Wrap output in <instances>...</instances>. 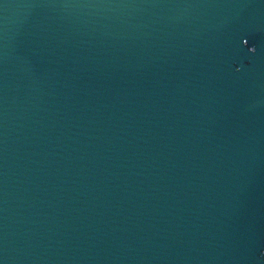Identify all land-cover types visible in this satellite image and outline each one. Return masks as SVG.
Instances as JSON below:
<instances>
[{"label":"water","instance_id":"obj_1","mask_svg":"<svg viewBox=\"0 0 264 264\" xmlns=\"http://www.w3.org/2000/svg\"><path fill=\"white\" fill-rule=\"evenodd\" d=\"M0 264H264V0H0Z\"/></svg>","mask_w":264,"mask_h":264}]
</instances>
